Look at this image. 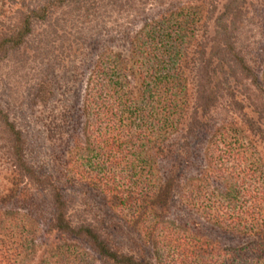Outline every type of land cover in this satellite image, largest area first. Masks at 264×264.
<instances>
[{"label":"trees","instance_id":"obj_1","mask_svg":"<svg viewBox=\"0 0 264 264\" xmlns=\"http://www.w3.org/2000/svg\"><path fill=\"white\" fill-rule=\"evenodd\" d=\"M99 1L0 0V62L37 28H61L58 11ZM198 2L145 22L127 52L105 49L73 104H49L41 81L52 174L29 163L0 109L12 164L8 186L0 174V264H264V1ZM78 187L119 223L77 211L65 188ZM206 225L243 244L208 238Z\"/></svg>","mask_w":264,"mask_h":264},{"label":"rangeland","instance_id":"obj_2","mask_svg":"<svg viewBox=\"0 0 264 264\" xmlns=\"http://www.w3.org/2000/svg\"><path fill=\"white\" fill-rule=\"evenodd\" d=\"M264 1V0H263ZM199 4L198 0H102L87 3L82 11L74 7L58 11L57 18L64 19L61 28L39 27L29 40L26 51L11 52L0 62V109L6 111L27 141V159L37 170L52 174L55 146L46 136L42 121L44 105L37 98L38 85L48 81L54 88L51 105L73 104L85 89L94 63L105 49L117 52L129 50V40L145 22L156 19L172 5ZM3 22L11 25L15 10L5 7ZM13 13V14H12ZM1 28V26H0ZM45 31L49 32L47 35ZM53 31H57L54 35ZM38 50V51H37ZM49 105V106H51ZM223 112H220V117ZM5 152H0L2 185L8 186L12 173ZM200 164V163H199ZM201 165V164H200ZM77 211L87 212L90 219L106 220L111 226L118 224L104 208L96 193L82 188H65ZM106 215H108L106 217ZM117 244L129 245L123 230L113 231ZM206 236L225 246L243 244L238 237L226 235L205 227ZM155 264H161L154 262Z\"/></svg>","mask_w":264,"mask_h":264}]
</instances>
